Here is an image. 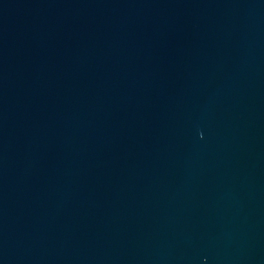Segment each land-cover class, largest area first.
<instances>
[{
	"label": "water",
	"instance_id": "1",
	"mask_svg": "<svg viewBox=\"0 0 264 264\" xmlns=\"http://www.w3.org/2000/svg\"><path fill=\"white\" fill-rule=\"evenodd\" d=\"M0 264H264V0H0Z\"/></svg>",
	"mask_w": 264,
	"mask_h": 264
}]
</instances>
